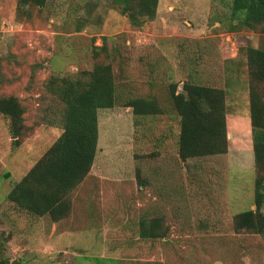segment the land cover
I'll list each match as a JSON object with an SVG mask.
<instances>
[{
	"label": "rangeland",
	"instance_id": "obj_1",
	"mask_svg": "<svg viewBox=\"0 0 264 264\" xmlns=\"http://www.w3.org/2000/svg\"><path fill=\"white\" fill-rule=\"evenodd\" d=\"M233 0H160L156 17L131 22L115 0H0V98L24 106V136L0 110V258L16 264H264V233L236 231L255 209V168L246 48L264 49L261 26L232 18ZM111 63L117 102L98 113L89 174L55 222L8 200V193L61 134L65 104L53 77ZM225 89L228 151L179 156L181 117L171 84ZM264 92V82L256 83ZM161 110L137 115L127 101ZM264 174V172H263ZM261 211L264 212V204ZM160 219L167 235L142 237Z\"/></svg>",
	"mask_w": 264,
	"mask_h": 264
},
{
	"label": "trees",
	"instance_id": "obj_2",
	"mask_svg": "<svg viewBox=\"0 0 264 264\" xmlns=\"http://www.w3.org/2000/svg\"><path fill=\"white\" fill-rule=\"evenodd\" d=\"M160 0H115L131 22L141 26L156 17ZM44 5L46 0H31ZM232 18L248 28L264 30V0H233ZM252 84L250 108L253 129L255 168V209H247L234 217L236 231L264 233V92L256 83L264 82V49L246 48ZM48 86L65 104L62 132L44 155L8 193V200L36 216L50 215L55 222L67 217L72 210L71 193L89 174L94 164L98 140V113L117 102V84L111 63L97 62L92 70L76 77H53ZM174 107L181 117L179 156L190 158L226 153L228 130L226 91L223 88L186 81L182 90L171 84ZM137 115L160 112L153 99L143 97L127 101ZM0 110L11 118V134L19 144L24 136L25 108L20 100L9 95L0 98ZM141 236L160 238L167 235L160 219L150 225L141 222ZM0 264H16L0 258Z\"/></svg>",
	"mask_w": 264,
	"mask_h": 264
}]
</instances>
